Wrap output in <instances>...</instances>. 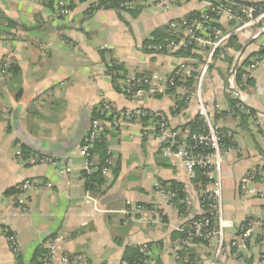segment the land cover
<instances>
[{"label": "crops", "instance_id": "obj_1", "mask_svg": "<svg viewBox=\"0 0 264 264\" xmlns=\"http://www.w3.org/2000/svg\"><path fill=\"white\" fill-rule=\"evenodd\" d=\"M103 1L68 0L67 12L57 16L51 0H0V28L13 36L12 42L0 36V58L8 56L17 68L15 75L0 79V264H32L36 249L45 252L48 243H54L57 254L82 256L79 264H118L135 257L144 242L153 247L152 264H177L171 252L173 226L180 222L177 207L162 204L154 186L174 180L185 189L194 188L181 161L172 158L170 165H159L154 160L161 155L152 134L155 120H120L108 132L105 139L115 164L100 190L84 188L80 144L101 98L119 109L161 112L171 128L192 121L198 115L193 98L179 111L172 110L182 86L145 91L154 81L152 74L169 76L183 57L200 60L202 54L155 52L144 42L152 30L167 29L172 19L203 11L205 1L238 8L264 0H170L165 6L152 0L160 7L153 14L141 11L147 0H138L131 11L106 7ZM213 21L223 30L236 23L223 15ZM258 27L264 29V18L234 34L229 54L210 69L203 93L216 122L233 141V149L221 157L220 179L229 251V241L245 220L260 223L249 229V252L239 264L264 259V61L247 69L254 59L264 58V48L253 39ZM111 59L126 70L121 91L114 89L107 72ZM234 67L237 83L246 79L237 88L236 114L224 89L227 72ZM128 75L145 81V93L123 89ZM18 148L50 155L52 161L21 164ZM25 179L36 186L21 193L18 185ZM191 203V215L201 213L196 194ZM134 204L158 207L170 219L130 222L124 212ZM8 234L20 250L18 257L8 248ZM193 253L191 264H205L210 256L203 244ZM221 262L238 264L231 256Z\"/></svg>", "mask_w": 264, "mask_h": 264}, {"label": "built area", "instance_id": "obj_2", "mask_svg": "<svg viewBox=\"0 0 264 264\" xmlns=\"http://www.w3.org/2000/svg\"><path fill=\"white\" fill-rule=\"evenodd\" d=\"M52 13L62 16L67 12L68 0H52ZM138 0H117V10L126 11L133 9ZM164 6L170 0H158ZM166 8V7H165ZM240 14H234L227 8H220L213 1H205L203 11L199 16L187 19L185 17L175 18L169 21L167 25L168 39L166 42L157 46L148 45L147 48H153L155 52L166 54H190L191 51L201 53L200 60L193 57H183L182 60L173 68L169 76H160L152 74L154 81L149 84L146 93L154 92L164 87L182 86L183 92L176 99L172 106L173 111L186 106L192 100L197 103L198 117L201 123L197 130L190 131L188 127L171 128L168 120L158 111H148L142 108L128 107L124 109L117 108L108 98H101L97 112L102 117L91 118V123L86 132L85 144L80 145V151L85 163L84 170L92 173L98 170V163L95 157L90 153L92 145L99 139H103L108 135L114 125L120 120H126L128 123L141 122V118L151 116L155 120L153 126V138L158 140L161 155L167 156L169 159L175 158L182 162L186 171L187 179L191 185L196 176V168L203 169L202 175L210 182L202 184L198 190L185 189L182 192L180 203L184 206V211L180 212L176 209L177 217L180 222L174 224L173 229L182 232L183 235L177 237L173 242L172 255L177 264H191L195 257L191 258L189 251L193 252L197 248V244H203L210 250V256L205 264H222L224 257L231 256L239 264L245 261V253L249 252L250 231L258 221L247 219L241 226L237 235L229 241L227 248L224 241L225 220L223 217V204L221 203V157L223 154L233 149V141L229 137L232 146L225 147L223 145L226 134L216 122L211 112L212 103L208 101L204 93V86L209 78V71L216 66L230 50V41L234 34L246 28L259 23L264 18V2L254 3L247 6H238ZM215 12L225 16L228 20H235L236 23L231 29L223 30L212 24L213 18L210 13ZM1 36L7 39H13L9 32H2ZM264 33V29L258 27L253 35L254 41L259 47L264 48V37L260 36ZM264 58H256L248 70L252 71L257 65L261 64ZM11 58L4 57L0 60V77L7 78L9 76V67ZM236 67L229 69L224 79L225 91L228 95L236 98L237 88L245 84L246 79L243 78L241 84L236 81ZM128 81L125 89L128 93L141 95L144 92L143 81L133 75H128ZM237 99V98H236ZM239 101V100H238ZM240 107V104H237ZM112 115L111 119L108 117ZM147 135V132H143ZM109 156L105 160V165L100 168L101 175L107 179L111 168L114 166V157L109 151ZM16 159L19 163H37L50 162L52 157L47 154H41L37 151L25 150L18 148L15 151ZM36 184L29 179L23 180L18 185V190L23 193L28 191ZM194 186V185H193ZM154 192L157 194L162 204H172V200L177 193V188L170 183L164 184L158 182L154 186ZM196 194L198 203L202 208L200 214H205L204 207L207 206L210 213L201 217L191 215L192 198ZM125 215L128 221L139 220L144 223L162 222L163 218L170 219L168 213L160 210L158 207H147L142 204H134L127 209ZM139 214V216H137ZM214 226H213V224ZM187 228L185 231L184 229ZM8 248L14 256H19L18 247L13 236L7 235ZM141 257L136 262H128L120 260L118 264H152L151 257L153 247L148 243H142L139 246ZM83 260L82 256L71 254H57L54 243L46 245V251L38 258V264H79ZM264 263L261 258L260 264Z\"/></svg>", "mask_w": 264, "mask_h": 264}, {"label": "trees", "instance_id": "obj_3", "mask_svg": "<svg viewBox=\"0 0 264 264\" xmlns=\"http://www.w3.org/2000/svg\"><path fill=\"white\" fill-rule=\"evenodd\" d=\"M52 1V0H51ZM117 0H104L102 2V4L106 7H111L117 10V4H116ZM215 3V2H214ZM215 5L219 6L220 8H227L228 10H230L232 13L234 14H240V10L237 8V6L235 4L231 5L230 2H224L222 1L221 3H215ZM134 9V8H133ZM133 9H129V11L133 10ZM92 8L88 9V13H91ZM200 13L196 12V13H190V15H188L187 19H190L192 17H196L199 16ZM211 18L214 19V17L219 16L218 13L212 12L210 13ZM8 24L10 26L14 25L12 23V21L9 20ZM208 26H212V25H216L218 26L217 23H215L214 21L212 22V24H207ZM219 27V26H218ZM1 29V28H0ZM4 32H8L6 31L7 29H1ZM151 35L148 37V39L144 42V46H157L160 44H163L166 42V39H168V33H167V29H154L151 32ZM109 64L107 65V72L108 74L112 77V83H113V87L115 90L117 91H121L122 90V86L121 83L119 82H123L126 79V70L120 65L118 64L116 61H114L113 59H111L109 62ZM9 73H11L12 75H15L17 73V68L11 64L9 69H8ZM10 75V74H9ZM144 87V86H143ZM174 87H171L169 90L173 89ZM123 89H125L123 87ZM228 100H229V105L231 106V108L233 109V111L235 112V114L237 113L238 106L237 104L240 102L238 101V99L231 97L230 95H228ZM240 115V114H239ZM97 117H102L101 115H99V113L97 112L96 109L93 110L92 112V118H97ZM112 115H110L108 117V119H111ZM240 117L244 118V116L240 115ZM152 117L151 116H145L143 118H141V121H145V120H150ZM194 119L192 121H190L189 123H187L184 127H188L190 129V131H195L198 129L201 120L200 117H198V115H196L195 117H193ZM222 130L224 131V133L226 134V137H224V141H223V145L225 147L227 146H232V142L230 140V135L225 131V129L222 128ZM86 138V136H85ZM85 138L81 141V144H85ZM27 149V148H25ZM28 150V149H27ZM90 153L93 157L96 158L97 163H98V170L92 172V173H88L85 170H83L82 172V177L84 179V188L85 190H100L103 183H104V178L101 175L100 172V168L103 167L105 165V160L108 158L109 156V152H108V144L105 138L103 139H99L97 140L91 147ZM202 171L203 169L201 168H196V176L194 178L193 182V188L195 190H198L202 184L208 183L210 182V179H206L203 175H202ZM160 183H164L166 184V182H160ZM167 183H170L172 186L177 188V193L175 195V197L172 200V204L177 207V209L180 212L184 211V206L179 202L180 199L182 198V192L185 190V185L183 183L180 182H176V181H168ZM205 210V214H194L192 215L195 218L197 217H201L203 215H208L210 213L209 209L207 206L204 207ZM213 224V222H212ZM214 226V224H213ZM185 231L187 230V228L184 229ZM183 235L182 232L176 231L174 230L172 233V238L173 240H175L177 237ZM44 253V250L41 249H36V252L33 255V258L31 260L32 264H36V261L38 260V258L40 257L41 254ZM190 253V257L193 258L195 257V254L191 251H189ZM141 257V253L140 251L137 253V255L135 257H133L130 260H127L128 262L132 263V262H136L139 258Z\"/></svg>", "mask_w": 264, "mask_h": 264}, {"label": "rangeland", "instance_id": "obj_4", "mask_svg": "<svg viewBox=\"0 0 264 264\" xmlns=\"http://www.w3.org/2000/svg\"><path fill=\"white\" fill-rule=\"evenodd\" d=\"M147 2H148V4L149 5H147V6H144L142 9H141V11H145V12H148V13H154V11L155 10H157L158 8H160L158 5H156V6H154L155 4H153L152 3V0H147ZM158 11V10H157ZM140 13V12H139ZM137 15H138V13H136ZM136 14L135 13H131V15L132 16H136ZM3 31L0 29V36H1V34H3L2 33ZM3 40H5L6 42H8L9 40H10V42H12L13 41V39H7V37H5V38H3ZM4 57H6V56H4ZM4 57H1L0 58V60H2ZM8 57V56H7ZM0 79H1V77H0ZM144 86V85H143ZM99 102H100V99L98 100V102H97V104H99ZM96 104V107L98 106ZM114 127H112L111 129H113ZM19 250V249H18ZM19 252H20V250H19Z\"/></svg>", "mask_w": 264, "mask_h": 264}, {"label": "water", "instance_id": "obj_5", "mask_svg": "<svg viewBox=\"0 0 264 264\" xmlns=\"http://www.w3.org/2000/svg\"><path fill=\"white\" fill-rule=\"evenodd\" d=\"M113 135H116L117 132L115 130H113L111 132ZM154 160L157 162V164L159 165H170L171 164V161H169V158L167 156H164V155H155L154 156Z\"/></svg>", "mask_w": 264, "mask_h": 264}]
</instances>
